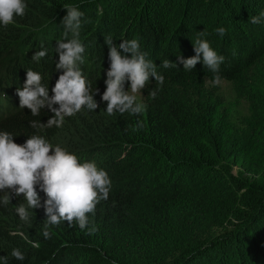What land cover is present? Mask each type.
Wrapping results in <instances>:
<instances>
[{
    "label": "trees",
    "instance_id": "1",
    "mask_svg": "<svg viewBox=\"0 0 264 264\" xmlns=\"http://www.w3.org/2000/svg\"><path fill=\"white\" fill-rule=\"evenodd\" d=\"M29 2L38 17H30L37 23L34 28L15 31L0 25V131L11 133L16 143L23 144L38 132L55 145L54 139L63 128H30L29 121L46 123L53 113L43 109L39 117H33L29 109L19 108L16 90L23 87L31 68L42 75V83L48 85L49 95L53 94L51 89L61 74L55 69L59 58L55 46L63 39L65 4L78 5L84 13L80 39L86 50L81 69L93 90L106 89L110 61L105 37L109 35L117 46L121 40L135 38L141 51L151 49L157 71L165 79L162 86L150 79L142 90L147 99L145 113L118 114L99 123L102 135L94 144L70 151L81 162L94 160L112 181L109 198L97 204L94 215L89 214L88 227L97 230L89 233L75 222L69 226L62 221L49 226L51 238H45L44 208L34 209L23 229L32 237H42L49 253L42 257L25 254L23 261L17 260L11 252L12 243H19V239L0 223V253L8 264H100L97 251L107 248L108 237L119 232L132 213L141 211V217L147 213L141 200L159 208L163 218L175 219L177 210L187 208L217 225L232 217L240 219L231 231L185 251L176 264H264V178L240 185L232 173L234 167L264 172V114L237 129L226 102L205 92L206 81H214L215 74L203 67L202 60L192 71H185L177 60L180 54L185 59L195 55L192 42L205 31L207 35L200 38L224 57L220 78L239 80L247 65L236 44L238 38H254L250 17L264 12V0ZM221 27L226 30L224 36L216 31ZM41 44L48 54L37 63L31 57L41 50ZM165 59L177 67L163 68ZM188 88L198 97L194 107L186 105L182 94ZM154 89L157 94L152 98L149 93ZM137 121L143 127L133 131ZM37 190L43 204L45 194ZM16 199L17 205L24 202L23 196ZM0 206L2 215L18 217L13 204Z\"/></svg>",
    "mask_w": 264,
    "mask_h": 264
},
{
    "label": "clouds",
    "instance_id": "2",
    "mask_svg": "<svg viewBox=\"0 0 264 264\" xmlns=\"http://www.w3.org/2000/svg\"><path fill=\"white\" fill-rule=\"evenodd\" d=\"M27 7L26 0H0V25L7 27L13 24L15 17L26 14ZM63 8L67 12L62 18L63 39L57 40L55 46L59 57L55 69L61 74L51 89L53 94L50 96L48 85L42 83V75L31 68L27 69L23 87L16 90L19 108L29 109L33 117H39L43 109L53 113L46 123L39 119L29 121V127L36 130L60 128L66 117H72L84 108L96 110L99 107L94 99L99 89L96 87L93 90L81 69L86 50L80 39L84 13L78 5L65 4ZM262 17L264 12L250 17V22L258 24ZM216 31L224 36L226 30L221 27ZM205 35V31H200L192 42L194 56L185 59L180 54L177 60L185 71H192L202 60L203 67L215 74L214 83H219V67L224 57L206 39L200 38ZM105 44L110 65L101 99L107 102L106 113L142 114L146 105L138 100V95L150 79L162 86L164 76L158 73L156 63L147 58L148 53L141 51L137 39L121 40L117 46L109 35L105 37ZM47 54V48L41 44V50L35 51L31 59L38 63ZM161 66L167 69L177 67V64L165 59ZM156 94L155 89L149 93L152 98ZM142 127V122L137 121L132 130ZM111 188L108 172L94 160L81 162L75 153L60 144H52L38 132L29 136L23 144H18L11 133L0 131V205L7 206L14 196H23L24 202L15 206V212L25 223L30 222L34 209L43 207L46 215L43 221L45 238H51L49 226L59 225L62 221L69 226L75 222L81 230L87 228L89 233L95 232L97 229L94 226L88 227L89 214L94 215L97 204L109 198ZM37 189L45 194L43 204ZM11 255L20 261L25 259L17 248L12 250ZM0 260L8 264L6 257H0Z\"/></svg>",
    "mask_w": 264,
    "mask_h": 264
},
{
    "label": "rangeland",
    "instance_id": "3",
    "mask_svg": "<svg viewBox=\"0 0 264 264\" xmlns=\"http://www.w3.org/2000/svg\"><path fill=\"white\" fill-rule=\"evenodd\" d=\"M26 14L15 17V22L8 25L15 31L29 30L37 23L35 7L29 0ZM253 39L238 38L236 44L247 65L245 74L237 81L220 79L219 83L206 81L205 92L208 96H219L231 110V120L239 130L246 127L250 118H261L264 114V18L258 24L251 23ZM152 44V43H151ZM151 48V45H150ZM148 59L156 61L155 54L149 49ZM103 92L94 96L99 107L96 110L84 108L72 117H66L63 128L55 137L56 144L66 147L69 151L94 144L101 133L99 123L108 121L120 113L108 115L107 102L102 101ZM188 107H194L197 94L191 88L182 91ZM138 100L147 105L146 96L141 92ZM146 111V110H145ZM145 111L143 113H145ZM129 114V113H124ZM130 115V114H129ZM98 132H100L98 134ZM104 136V135H103ZM234 176L240 179V185H252L255 181L264 178L263 173H250L234 167ZM239 182V181H238ZM16 197L11 204L16 206ZM147 212L144 216L141 211L131 214V219L122 222L117 233L108 237L107 248L98 250L102 260L100 264H176L182 259L185 251L193 246L210 243L222 234L231 231L239 224L237 218L232 217L224 225L209 222L203 214L195 209H180L176 211L175 219H169L157 211V207L141 200ZM0 206V223L7 227V231L18 237L19 243L13 242V249H19L24 255L30 254L39 257L49 253L48 246L38 235L30 236L24 229V222L19 217L2 215ZM176 238V241H175ZM31 241V243H29ZM38 244V247H33ZM0 257L2 254L0 253ZM0 264L3 261L0 260Z\"/></svg>",
    "mask_w": 264,
    "mask_h": 264
}]
</instances>
